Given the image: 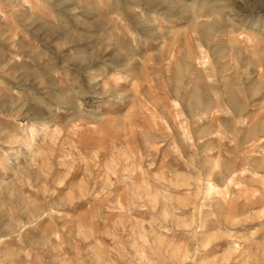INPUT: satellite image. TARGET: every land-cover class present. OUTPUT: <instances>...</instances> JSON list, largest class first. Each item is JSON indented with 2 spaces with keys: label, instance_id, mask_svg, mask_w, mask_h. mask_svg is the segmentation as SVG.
<instances>
[{
  "label": "rangeland",
  "instance_id": "374dc122",
  "mask_svg": "<svg viewBox=\"0 0 264 264\" xmlns=\"http://www.w3.org/2000/svg\"><path fill=\"white\" fill-rule=\"evenodd\" d=\"M0 264H264V0H0Z\"/></svg>",
  "mask_w": 264,
  "mask_h": 264
}]
</instances>
